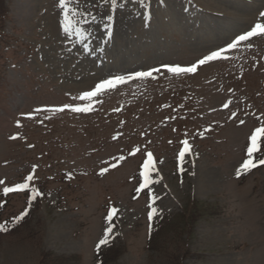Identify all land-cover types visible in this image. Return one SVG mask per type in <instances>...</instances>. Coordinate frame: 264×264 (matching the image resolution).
<instances>
[{"label":"rangeland","instance_id":"rangeland-1","mask_svg":"<svg viewBox=\"0 0 264 264\" xmlns=\"http://www.w3.org/2000/svg\"><path fill=\"white\" fill-rule=\"evenodd\" d=\"M7 4L0 264L70 263L72 256L75 264H100L97 253L108 249L103 264H264V165L236 175L250 134L264 123V37L195 73L162 71L106 91L88 113L45 111L81 103L79 94L110 73L191 66L264 23V0H72L83 42L65 36L59 0ZM183 140L189 150L181 160ZM148 152L152 183L140 189ZM29 175V189L4 195ZM33 187L42 193L35 200ZM192 199L188 211L197 217L184 231L179 214ZM149 204L159 210L151 221Z\"/></svg>","mask_w":264,"mask_h":264},{"label":"snow or ice","instance_id":"snow-or-ice-1","mask_svg":"<svg viewBox=\"0 0 264 264\" xmlns=\"http://www.w3.org/2000/svg\"><path fill=\"white\" fill-rule=\"evenodd\" d=\"M72 0H59V8L63 11V20L61 22L62 30L66 37H70L75 35L80 42H83L87 38V34L81 27H77L76 25L79 21L73 19L78 14V9L75 7H70ZM118 0H111V5H117ZM167 2V0H165ZM141 3H146V0H141ZM71 14V15H70ZM259 17L261 20H264V12L259 13ZM95 21L96 17L92 18ZM108 19L111 20V16H108ZM105 27H110L109 25H105ZM264 37V23L257 22L250 30H246L243 34H236L233 38H230L228 42H226V47L221 45L218 46V50H208V54L203 55L201 59H199L196 63H193L191 66L181 67L179 65H171L168 63L162 64L161 66H153L147 70H135L131 71L127 74H109L106 78H101L97 83H95L94 87L91 90H85L81 94H79L78 99L81 103L73 106L72 104H65L63 107H57L53 109H46L45 111H54V112H63L64 109H70L73 113H88L93 110V100H98L100 96H102L106 91L115 90L118 86L127 84L136 80H145L147 78L156 79V76L153 74H162V71H166L167 73L180 76L186 75L189 73H195L197 71L198 65H206L210 61H218V60H227L229 56L227 53L230 50H238V46L243 42L248 46H251L253 38H261ZM88 45L85 44V49H87ZM76 99V98H74ZM228 105L225 104V107ZM37 112L41 111L40 109H36ZM236 114L233 113V116ZM29 118H31V114H29ZM241 124H244V121H240ZM19 126V125H18ZM11 139L15 140L16 137L13 136ZM250 145L247 147V158L243 160L240 168L237 170L236 175L239 176L242 173H246L251 171L253 168H256L258 165H264V156H261L260 153L264 152V123H261V126L256 127L255 130L249 136ZM182 143L185 145L183 149L179 152V158L183 160L186 152L189 150V145L187 140H183ZM31 147V145H29ZM120 160H123L124 157H119ZM115 167V165H113ZM154 168L153 164V154L151 152L147 153V158L143 163V171L140 173L144 178V183L140 185V189H147L148 185L152 183L150 179V171ZM108 168L105 167L101 170V175L106 173ZM33 180V176H27L26 180L22 183L15 184V187H4L3 192L4 195H7L12 192L24 191L29 189V182ZM4 182L0 181V185ZM158 183V182H156ZM32 199L35 200L40 193L38 189L31 188ZM147 194V193H146ZM155 197L153 198V203H155ZM149 208L151 209L147 213V218L149 221L153 220L156 215L159 214V210L149 204ZM118 212L117 209L113 208L111 212L108 213V219L111 221L113 219L114 214ZM27 215V211L21 213L20 216L16 217V222L23 220V218ZM6 225L0 224V232L6 231ZM112 228L109 227L106 230L104 238L99 241L100 245H104L108 243L109 234H111Z\"/></svg>","mask_w":264,"mask_h":264},{"label":"trees","instance_id":"trees-1","mask_svg":"<svg viewBox=\"0 0 264 264\" xmlns=\"http://www.w3.org/2000/svg\"><path fill=\"white\" fill-rule=\"evenodd\" d=\"M7 1L8 0H0V32L4 28V23H5V21H6L7 17H8L9 7H8V4H7ZM193 199H195V198H193ZM193 199L191 200L192 204L190 206H188V207H185L183 209L182 213L179 214L180 217L182 218V220L187 218L185 220V222H183V225H184L183 228L178 226L179 229H182L184 231H185L186 227L187 228H192V226L194 225L193 221H195V219L197 217V215H196L195 218H194V216L190 215L191 213H189V211H188V208H189L190 211L193 212V206L196 205V202ZM201 207H203V206H201ZM201 209L203 210L204 208H201ZM199 210L200 209H198V211ZM108 252H109V249L108 250H103V251H100V252L97 253V255H98L97 259L100 260V264L104 263L105 260L103 259V257L105 255V253H108ZM71 258H72V261L70 263L68 262V260H70V259L62 260V262H59V263L60 264H75L79 260V257H76V256H72Z\"/></svg>","mask_w":264,"mask_h":264}]
</instances>
